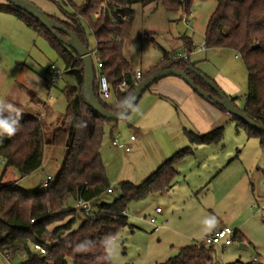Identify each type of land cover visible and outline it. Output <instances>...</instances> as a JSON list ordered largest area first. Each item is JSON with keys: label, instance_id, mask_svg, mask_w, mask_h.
Segmentation results:
<instances>
[{"label": "trees", "instance_id": "obj_1", "mask_svg": "<svg viewBox=\"0 0 264 264\" xmlns=\"http://www.w3.org/2000/svg\"><path fill=\"white\" fill-rule=\"evenodd\" d=\"M147 1L150 0H85L77 12L69 14L66 19L49 15L74 31L84 42H87L84 23L92 31L96 39V55L103 64L101 72L108 77L117 96V102L111 105L99 96L98 72L95 69V92L108 110L118 111V102L125 95H131L137 86V71H133L124 47L135 21L133 5ZM153 1L183 7L188 11L193 0ZM216 2V9L205 30V47L230 48L243 58L249 78L243 111L252 120L264 124V0ZM0 11L15 15L28 27L43 34L64 60L67 72L76 79L74 84L66 85L63 90L68 105L61 124L45 125L40 115L22 113L16 135L0 139V152L6 161L5 172L8 168L17 169L21 179L42 167L47 146L66 149L65 162L58 177L46 188L39 184L35 189L27 190L16 182H3L0 179V255L10 257L24 252L26 258L21 264H106L102 240L109 235L115 237L118 230L128 224L129 205L169 191L178 177V163L193 156L195 149L189 146L178 151L141 184L120 182V197L111 203L99 202L95 214L78 210L76 203L79 199L93 201L112 188L101 148L106 123L118 121L104 119L88 105L84 97V65L73 49L37 19L12 4H0ZM58 33L66 37L63 32ZM174 56L165 51L162 61L151 69L156 71L169 64L184 70L190 65L194 66L189 63V58L177 59ZM150 72L142 73V79L154 73ZM190 77L197 85L211 91L197 75L190 72ZM122 82L126 83L125 90L120 88ZM230 98L234 102L238 99ZM214 104L224 110L222 106ZM234 119L245 128L249 137L259 138L264 147V132L250 127L237 117ZM85 124L86 127L83 126ZM187 135L195 144L218 143L224 138V127L202 135L188 130ZM79 211L85 214V219L77 226ZM235 239L246 241V237L238 232ZM87 241L95 245L88 252L77 253L73 250L76 244ZM34 243L46 248L47 254L36 251ZM214 247L193 243L183 247L177 256L159 264H215ZM236 264L260 263L237 261Z\"/></svg>", "mask_w": 264, "mask_h": 264}, {"label": "rangeland", "instance_id": "obj_2", "mask_svg": "<svg viewBox=\"0 0 264 264\" xmlns=\"http://www.w3.org/2000/svg\"><path fill=\"white\" fill-rule=\"evenodd\" d=\"M27 1L45 14L59 19H66L69 14L76 13L77 8L85 2V0H70V3H67L68 0ZM216 6V0H193L189 10L186 11L183 7L169 6L162 1L136 3L133 5L135 21L131 34L125 42L124 52L132 64L133 71L140 70L144 75L148 71H151L150 73L155 71L151 68L162 61L165 51L175 56L177 53L187 54L189 63L194 64L200 72L213 80L226 95L230 96L218 81L223 80L233 87L236 91L233 95L238 98L235 105L243 110L249 87L248 71L243 58L230 48L205 47L206 26ZM84 26L89 49H96L95 36L88 25L84 23ZM187 42L191 44L187 45ZM52 63L62 69L66 67L64 60L43 34L28 27L15 15L0 11V96H6L23 113L40 115L43 123L49 126L61 124L68 105L63 90L66 85L74 84L76 81L72 73L66 72L50 91L47 80L48 68ZM173 79L181 80L177 76L170 75L154 84L152 89L159 84L162 85L166 80ZM104 101L110 105L115 104L117 96L114 90ZM140 102L126 118L105 125L103 161L114 191L106 192L99 199L92 201L91 215L97 212L99 202L111 203L120 197V181L130 180L141 184L146 179L142 171L136 170L133 166V160L136 159L134 155L138 152L136 142H126L132 138L130 124L139 110ZM222 125L225 128L223 141L218 145H196L195 152L198 159L189 160L182 167L183 173L188 175L189 180L193 179L192 185L202 184L200 187L191 193L192 188L185 187V183H182L183 185H179L171 193L134 201L129 205L128 224L120 228L115 236L118 256L114 259V264L163 263L173 258L183 246L197 240L201 241L209 226L217 223L215 215L203 211L201 206L203 207L204 200L212 198L216 181L212 180L207 186L208 181L213 178L208 176V171L209 167L216 166L220 158L229 156L228 161L234 159L231 165L237 166V171L244 170L240 160L249 159L251 164L255 165L251 168L253 177L257 175L259 167L264 168V153L260 154V158L258 154L260 162L257 161L256 149L254 147L253 150L250 149L252 141L247 139L246 131L237 127V123L230 118ZM154 135L152 139L157 141V145L163 143L159 132ZM114 139L130 146L132 151L126 153L123 149H119L113 144ZM253 142H257L256 139ZM189 144L188 139L187 145ZM65 156V148L47 146L42 167L21 179L17 169L8 168L5 172L6 161L0 152V178L5 172L3 177L5 181L16 180L10 182H16L22 188L33 190L47 175L53 177L52 183L56 180L65 162ZM237 156L239 159L235 160ZM132 157L133 160L130 162ZM139 158L141 162L143 156ZM184 166L187 168L185 169ZM121 175L125 178H121ZM254 180L253 183L257 182V190L263 192L261 197L257 195L256 209L247 206L238 209L224 206L218 211L221 214L227 213L224 215L223 227H229L234 231L241 230L246 234L248 241L235 239L225 248L216 245L215 264H236L237 261L249 263L254 257H258L259 263L264 264V181L260 187L258 181ZM180 186L183 191H180L182 190ZM169 204H172L171 208L167 207ZM158 207L163 213L157 216V223L152 224L150 218L155 216ZM203 214L214 217V224L204 225ZM84 219L85 214L79 211L77 226ZM24 260L25 257L21 252L10 257L0 255V264H21Z\"/></svg>", "mask_w": 264, "mask_h": 264}, {"label": "crops", "instance_id": "obj_3", "mask_svg": "<svg viewBox=\"0 0 264 264\" xmlns=\"http://www.w3.org/2000/svg\"><path fill=\"white\" fill-rule=\"evenodd\" d=\"M2 3L4 2L0 0V4ZM179 78L181 80H166V82H164L162 85L159 84V86L152 89V86L160 82V80L162 79L156 81L154 84H152V86H150V88H148V90H146L142 94L141 98L135 106L136 108L142 98L146 97L143 98L142 102H140L139 110L130 124L132 138L126 141L136 142V146L138 148L137 154L134 155L136 156V159L133 160L132 157V159L130 158V162L133 160V166L136 170L140 169L142 171V175L145 176V178L149 177L154 171H156L157 168L161 166V164L164 163L168 158L172 157L178 151L186 147L192 146L195 149L196 145H218L223 141L222 140L221 142L212 144H195L192 143L189 139L187 135L188 130L193 131L198 135L207 134L219 127H224L222 124L228 118L235 121V123H237V127H241L245 130L244 127L238 125L237 120L234 119V116L232 114L219 108L214 103L200 96L198 92H196L185 80H182L181 77ZM218 82L222 86V88L230 94V97H235L233 94L236 91L233 87L225 83V81L223 80H219ZM157 132L161 134V137L163 139V143L161 142V144L159 145H157V141L155 139H152V136L154 137V134ZM188 139L190 140L189 145H187ZM247 139L249 141H252L250 149L253 150V147L256 149L255 156L256 160L258 161L260 158V154L262 152L264 153V147L261 145L260 140L257 137H249L247 134ZM255 139L257 142H253ZM123 150L126 153H130L132 151H126L125 149ZM141 156H143V159H141V162H139V157ZM228 157L229 156H225L222 159L220 158L214 168L209 167L208 176H213V178L208 181L207 186L212 183V180L216 181V184H214L213 187L214 189L212 192V198L204 200L203 207L201 206V209H204L203 211L207 213L214 214L217 223L216 225L209 226V228L205 231V236L210 235L223 228L224 215H226L227 213L221 214L218 211L222 210L224 206H228L233 209H238L241 206H247L248 208L252 207L253 209H256L255 201H257V195L261 197L263 194L262 191L257 190V182L253 183V178L257 177V179L255 180L258 181V184L261 187L262 181H264V168L261 169L259 167L257 175L253 177L251 168H254L255 165L251 164L249 159H241L240 161L241 164H243L244 170L237 171V166H234V164L231 165L234 159L228 161ZM192 159H198V157H196V152L193 156L187 157L180 163H178V177L176 178V182L173 187L164 194H158L151 197L163 196L168 193H171L172 191L176 190L179 185H183L182 183H185V187L192 188L191 193L198 187H200L202 184H197L195 186L192 185L194 183L192 181L193 179L190 178L189 180L188 175L183 173L182 171L183 165L187 161ZM237 159H239L238 156L235 157V160ZM202 162L205 163V161ZM186 168L187 167H185V169ZM4 174L5 172L3 173L1 178L3 182H7L3 179ZM123 174L124 172H122V175ZM122 175L121 178H125L122 177ZM181 187L182 186H180V189L182 190L180 191H183V188ZM112 188L114 189V187ZM167 207L171 208L172 204H169ZM162 213L163 210L160 213H156L155 211L156 218ZM202 217L203 221L206 217H209V215L203 214ZM247 220H249V218H247ZM235 232H238L239 234H242L247 237L246 234L243 233L241 230H236ZM191 243L193 244L194 242ZM21 254H23V256L26 258V254L24 252H21Z\"/></svg>", "mask_w": 264, "mask_h": 264}, {"label": "water", "instance_id": "obj_4", "mask_svg": "<svg viewBox=\"0 0 264 264\" xmlns=\"http://www.w3.org/2000/svg\"><path fill=\"white\" fill-rule=\"evenodd\" d=\"M4 2L12 4L16 8L25 11L37 19L49 32L55 34L60 41L65 43L69 48L76 52V54L82 60L85 69V100L87 101L88 105L93 108L100 116L108 121H120L126 118L132 112V110H127L126 114L122 118L118 119L117 115L115 114L117 111L108 110L102 105V102L98 94H96L94 88L96 80L95 63L87 42L82 41L74 31L70 30L59 21L51 18L49 15L45 14L37 6L27 0H4ZM58 31L66 34V37H63L60 33H58ZM190 72L201 78L211 88V91L205 90L197 85L196 82L190 77ZM170 75L181 77L203 98L222 106L225 111L232 114L234 117H237L250 127L260 132H264L263 123H258L252 120L242 109L235 105V102L230 98V96L226 95L213 80L200 72L196 67L191 65L187 70H184L173 67L171 64H169L156 70L153 74L143 78L137 84L135 90L131 94L135 98V106L142 94L148 90L152 84ZM177 255L178 253H175L174 257Z\"/></svg>", "mask_w": 264, "mask_h": 264}, {"label": "built area", "instance_id": "obj_5", "mask_svg": "<svg viewBox=\"0 0 264 264\" xmlns=\"http://www.w3.org/2000/svg\"><path fill=\"white\" fill-rule=\"evenodd\" d=\"M91 55L93 57V59H95L94 63H95V69L98 72V85H99V96L102 99H105L106 97H108L112 91V87L111 84L108 80V77L103 74L101 72V68L103 67L102 62L99 60L98 56L96 55V49H92L90 50ZM175 58H182V59H188L189 55L187 54H182V53H177L176 56H174ZM67 72V69L64 68H59L56 64L52 63L50 64L49 68H48V74H49V90L51 91L53 89V87L57 84V82L64 76V74ZM135 79L137 80V84L140 82V80L142 79V72L140 70H138L136 72V76ZM124 85V87H121V85ZM120 85V88L122 90H125L126 88V83L122 82ZM113 144L118 147V148H123L126 151H130L131 147L130 146H126L124 144L119 143L118 139H114L113 140ZM53 177L51 175H47L42 181H41V186L43 188L48 187L51 182H52ZM114 190L113 188H109L108 189V193H112ZM76 208L80 211L84 210L86 212H91L92 209V201H88V200H84V199H79L76 203ZM162 212L161 208H157L156 209V213H160ZM150 221L152 224H156L157 223V218L156 216L150 218ZM235 231L232 230L229 227H223L220 230L205 236L204 238L201 239V241H195L194 243L196 244H203L206 246H216L219 245L223 248L230 246L233 243L234 240V236H235ZM33 248L36 251H39L41 254H47V250L46 248H44L41 244L39 243H34L33 244ZM252 262L254 263H258L259 262V258L258 257H254Z\"/></svg>", "mask_w": 264, "mask_h": 264}, {"label": "clouds", "instance_id": "obj_6", "mask_svg": "<svg viewBox=\"0 0 264 264\" xmlns=\"http://www.w3.org/2000/svg\"><path fill=\"white\" fill-rule=\"evenodd\" d=\"M121 87H124L122 84ZM118 111L115 113L117 118H122L127 110H134L135 98L132 95H125L117 104ZM21 109L11 102L6 96H0V139L4 137H13L16 135L22 115ZM86 127V124L83 125ZM214 217H206L202 223L204 225L214 224ZM104 247V260L106 264H113L114 259L118 256V248L115 243V237L112 235L106 236L102 240ZM94 242H80L75 245L74 251L77 253H86L92 247Z\"/></svg>", "mask_w": 264, "mask_h": 264}]
</instances>
